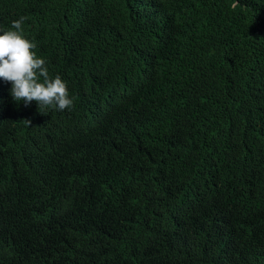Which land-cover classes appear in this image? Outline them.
<instances>
[{
    "label": "trees",
    "instance_id": "obj_1",
    "mask_svg": "<svg viewBox=\"0 0 264 264\" xmlns=\"http://www.w3.org/2000/svg\"><path fill=\"white\" fill-rule=\"evenodd\" d=\"M21 17L74 103L0 78V264H264V0H0Z\"/></svg>",
    "mask_w": 264,
    "mask_h": 264
},
{
    "label": "clouds",
    "instance_id": "obj_2",
    "mask_svg": "<svg viewBox=\"0 0 264 264\" xmlns=\"http://www.w3.org/2000/svg\"><path fill=\"white\" fill-rule=\"evenodd\" d=\"M25 19L13 21L14 30L0 34V78L12 84L13 99L26 106L35 101L39 109L49 106L60 111L71 109L74 102L67 83L60 76L54 79L49 76L46 61L33 51L36 44L22 34Z\"/></svg>",
    "mask_w": 264,
    "mask_h": 264
}]
</instances>
